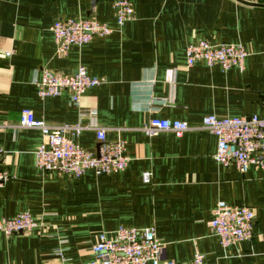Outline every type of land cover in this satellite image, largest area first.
<instances>
[{"label": "crops", "instance_id": "crops-1", "mask_svg": "<svg viewBox=\"0 0 264 264\" xmlns=\"http://www.w3.org/2000/svg\"><path fill=\"white\" fill-rule=\"evenodd\" d=\"M116 1L0 0V124L8 126L0 148L12 176L0 188V219L29 213L37 224L29 234L0 232V264H90L99 234L121 227L154 228L166 261L200 253L205 264H264V171L240 174L216 163L217 140L208 132H141L154 118L198 128L207 116L264 115V0H131L134 18L122 27ZM67 17L94 19L114 33L58 57L51 28ZM199 40L243 45L244 70L202 62L187 69L185 48ZM80 66L104 83L78 106L69 93L39 98L43 69ZM24 110L51 125L105 128L109 143L126 142L127 169L78 180L41 172L34 157L41 132L17 128ZM75 141L89 152L99 146L92 130ZM219 202L256 211L253 241L220 245L210 226Z\"/></svg>", "mask_w": 264, "mask_h": 264}, {"label": "built area", "instance_id": "built-area-1", "mask_svg": "<svg viewBox=\"0 0 264 264\" xmlns=\"http://www.w3.org/2000/svg\"><path fill=\"white\" fill-rule=\"evenodd\" d=\"M117 26L133 20L134 6L131 0H117L113 5ZM58 57L67 56L73 47L81 48L95 38L112 35L114 29L94 19L67 17L58 19L51 28ZM7 53L6 56H10ZM264 55V52H263ZM249 51L240 44H213L208 40H199L185 48V66L192 68L197 63L208 67H221L224 71L238 69L243 71ZM170 73L172 79L174 72ZM103 79L91 76L84 66L74 73H65L43 69L35 82L41 100L69 93L75 105H79L88 89L101 86ZM0 124V130L7 128ZM20 130H38L42 142L34 152L35 167L43 173L58 172L71 179H80L88 171L98 176L124 172L130 158L126 155V142L107 141V130L102 127L75 125H51L38 121L30 110H24L17 126ZM96 134L99 146L96 152L83 149L78 140L86 131ZM190 131H202L212 134L217 140V149L213 156L221 166H234L240 174L251 169L264 171V115L218 118L207 116L198 128L188 123L162 119H151L141 132L154 137L161 132H169L180 138ZM12 178L5 167V152L0 148V188ZM150 173L143 180L149 183ZM256 211L246 206H235L219 202L213 212L210 226L223 248L236 247L254 239V220ZM37 226L29 213H21L10 219H0V232L10 237L29 234ZM95 256L90 264H205V257L196 253L193 259L185 263H176L162 259V243L154 228L133 229L121 227L112 234L101 233L92 248ZM61 258V254L59 255ZM62 264H70L62 260Z\"/></svg>", "mask_w": 264, "mask_h": 264}]
</instances>
